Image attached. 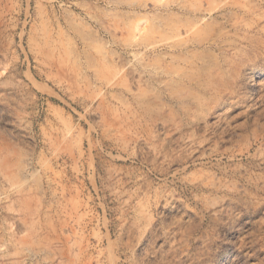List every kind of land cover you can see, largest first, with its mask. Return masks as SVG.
<instances>
[{
    "label": "rangeland",
    "instance_id": "rangeland-1",
    "mask_svg": "<svg viewBox=\"0 0 264 264\" xmlns=\"http://www.w3.org/2000/svg\"><path fill=\"white\" fill-rule=\"evenodd\" d=\"M0 163V264H264V0H0Z\"/></svg>",
    "mask_w": 264,
    "mask_h": 264
},
{
    "label": "bare ground",
    "instance_id": "bare-ground-1",
    "mask_svg": "<svg viewBox=\"0 0 264 264\" xmlns=\"http://www.w3.org/2000/svg\"><path fill=\"white\" fill-rule=\"evenodd\" d=\"M169 3V2H168ZM98 4V3H97ZM168 5V4H167ZM114 6V5H113ZM169 7V6H168ZM102 10H101V13L99 14V16L98 15H94V14H91L90 12H88L87 14H86V16H82V15H79L78 16V19L79 20H81L82 22H85V23H87V24H92L93 22L95 23V24H97L96 22H98V21H100V20H102L103 18V16H106V15H109V13L110 14H112V10H113V8H111L110 7V5H108V4H106L104 7H102L101 8ZM117 9V8H116ZM118 11V10H117ZM118 12H120V11H118ZM121 14V13H120ZM114 15H115V13H114ZM119 15V14H118ZM116 26V25H115ZM128 30V29H127ZM131 31V30H130ZM52 36V35H51ZM51 38V37H50ZM45 45L47 46V47H58V43H54V42H52V41H50V40H47L46 42H45ZM84 47H87V44L86 43H84V45H83ZM48 49V48H47ZM46 51H48V50H46ZM42 53V52H41ZM50 53V52H49ZM101 58V61L102 60H104L105 59V57H103V56H101L100 57ZM6 161V159H3V161ZM10 162V161H9ZM0 166L1 167H3V166H5V164H1L0 163ZM5 169L7 168L6 166L4 167ZM8 169V168H7Z\"/></svg>",
    "mask_w": 264,
    "mask_h": 264
}]
</instances>
